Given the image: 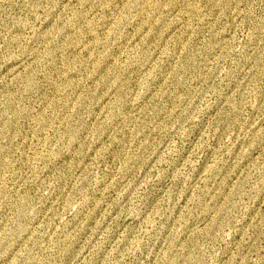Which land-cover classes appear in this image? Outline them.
Returning <instances> with one entry per match:
<instances>
[{
    "label": "rangeland",
    "instance_id": "1",
    "mask_svg": "<svg viewBox=\"0 0 264 264\" xmlns=\"http://www.w3.org/2000/svg\"><path fill=\"white\" fill-rule=\"evenodd\" d=\"M140 1L0 0V264H264V0Z\"/></svg>",
    "mask_w": 264,
    "mask_h": 264
},
{
    "label": "bare ground",
    "instance_id": "2",
    "mask_svg": "<svg viewBox=\"0 0 264 264\" xmlns=\"http://www.w3.org/2000/svg\"><path fill=\"white\" fill-rule=\"evenodd\" d=\"M163 0H141L140 2H138L139 3V5H138V11L140 12V15L142 16V15H147L148 13H150V11H152V10H155L156 8L157 9H159L158 8V6H159V3L160 2H162ZM101 2V1H100ZM107 2V1H106ZM130 2V1H129ZM84 4V3H83ZM161 5V4H160ZM126 8V7H125ZM118 9V8H117ZM160 9H162V6L160 7ZM112 10V9H111ZM119 10H120V8H119ZM160 12V11H159ZM158 12V14H160ZM117 15V14H116ZM101 16V15H100ZM103 16V15H102ZM151 17V16H150ZM105 19H107V18H105ZM118 19V18H117ZM116 19V20H117ZM165 19V18H164ZM103 21H105V20H103ZM100 22V21H99ZM138 22V21H137ZM128 23V22H127ZM121 25V24H120ZM77 26V25H76ZM193 26V25H192ZM120 29V28H119ZM126 30V29H125ZM121 31V30H120ZM116 32V31H115ZM125 32V31H124ZM96 33V32H95ZM112 33V32H111ZM98 34V33H97ZM113 34H115V33H113ZM93 35H94V33H93ZM122 35H124V34H122ZM80 36V35H79ZM100 36V35H99ZM121 36V35H120ZM121 38H122V36H121ZM79 43V42H78ZM119 44V43H118ZM100 45V44H99ZM108 46H109V44H107ZM87 47V46H86ZM115 47H116V45H115ZM114 48V47H113ZM106 52H107V50H106ZM110 52V51H109ZM109 52H108V54H109ZM115 53V52H114ZM96 58V57H95ZM110 58V57H109ZM94 60V59H93ZM100 60V59H99ZM112 60V59H111ZM85 61V60H84ZM110 61V60H109ZM116 62V61H115ZM108 63V62H107ZM105 64V63H104ZM85 65V64H84ZM100 67H102V66H100ZM6 168V167H5ZM4 168V169H5ZM20 197V196H19ZM3 199V198H2ZM8 199V198H7ZM20 200V199H19ZM24 200V199H23ZM5 201V200H4ZM8 201V200H7ZM22 202V201H21ZM5 203V202H4ZM20 205V204H19ZM8 207V206H7ZM21 207H22V205H21ZM29 208V207H28ZM31 208V207H30ZM22 209V208H21ZM26 209V208H25ZM32 209V208H31ZM9 210V209H8ZM25 212H27V211H25ZM24 214V213H23ZM25 215H23L21 218L23 219V217H24ZM28 217V216H27ZM32 218V217H31ZM27 220V219H26ZM32 222V221H31ZM27 225H29V224H27ZM15 230V229H14ZM28 230V229H27ZM26 230V231H27ZM16 231V230H15ZM17 232V231H16ZM19 232V231H18ZM21 233V232H20ZM24 234V233H23ZM110 239V238H109ZM16 241V240H15ZM20 242V241H19ZM19 242H17V243H19ZM10 243V242H9ZM66 244V243H65ZM64 244V245H65ZM58 245H60V244H58ZM63 245V246H64ZM9 246V245H8ZM16 246V245H15ZM73 246H74V244H73ZM55 247V246H54ZM56 247H58L57 245H56ZM65 247V246H64ZM60 248H62V247H60ZM70 249V248H69ZM69 249H67V250H69ZM71 249H72V246H71ZM5 250V249H4ZM61 250V249H60ZM67 252V251H66ZM30 254V253H29ZM32 254H34V253H32ZM27 255V254H26ZM25 255V256H26ZM30 256V255H29ZM36 259L38 258V257H35ZM16 261V260H15ZM34 261H35V259H34ZM33 261V262H34ZM31 262V261H30ZM16 263V262H15ZM18 264V263H17Z\"/></svg>",
    "mask_w": 264,
    "mask_h": 264
}]
</instances>
